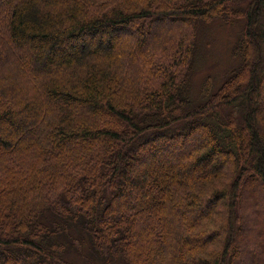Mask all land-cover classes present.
<instances>
[{
  "label": "trees",
  "instance_id": "obj_1",
  "mask_svg": "<svg viewBox=\"0 0 264 264\" xmlns=\"http://www.w3.org/2000/svg\"><path fill=\"white\" fill-rule=\"evenodd\" d=\"M0 264H264V0H0Z\"/></svg>",
  "mask_w": 264,
  "mask_h": 264
},
{
  "label": "rangeland",
  "instance_id": "obj_2",
  "mask_svg": "<svg viewBox=\"0 0 264 264\" xmlns=\"http://www.w3.org/2000/svg\"><path fill=\"white\" fill-rule=\"evenodd\" d=\"M161 29V27L156 26L155 30H156V34L157 32ZM209 30V31H208ZM239 31L238 28H234V27H226L223 29H219L216 30L214 29V27H210L207 28V30L204 32L205 33V37H204V42L206 43V39L208 40L209 43H211V38L210 36H212L213 34H215V40L213 42V44H210V50L208 52L212 53V61L217 62V63H209L208 66L209 67H202V69H200V72L202 71H206V70H210L215 72L216 74H220L222 71H224V66L229 64L228 63V44L230 41H232V39L236 36V33ZM208 47V48H209ZM206 53V48L203 47L202 48V54L204 55ZM200 81V74L198 77V80L195 82H199ZM198 85V83H197ZM196 143H199L198 141H196ZM189 146L185 149L188 150ZM164 157H169V153H164L163 155ZM171 159V158H169ZM146 163H148V165L151 163V160H147ZM153 163V162H152ZM156 167V165L154 166ZM142 171V170H139Z\"/></svg>",
  "mask_w": 264,
  "mask_h": 264
}]
</instances>
